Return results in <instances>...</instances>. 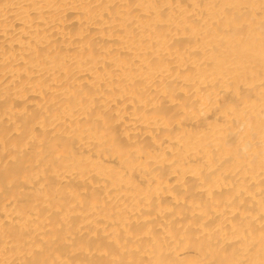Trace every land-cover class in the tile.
Returning <instances> with one entry per match:
<instances>
[{"label": "bare ground", "instance_id": "obj_1", "mask_svg": "<svg viewBox=\"0 0 264 264\" xmlns=\"http://www.w3.org/2000/svg\"><path fill=\"white\" fill-rule=\"evenodd\" d=\"M0 264H264V0H0Z\"/></svg>", "mask_w": 264, "mask_h": 264}]
</instances>
